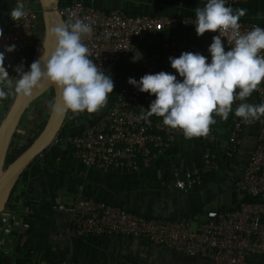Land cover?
Segmentation results:
<instances>
[{
	"label": "built area",
	"instance_id": "1",
	"mask_svg": "<svg viewBox=\"0 0 264 264\" xmlns=\"http://www.w3.org/2000/svg\"><path fill=\"white\" fill-rule=\"evenodd\" d=\"M253 0H226V6ZM23 3L28 15L16 22L10 12L18 3ZM59 11L64 22L69 18L82 19L92 24L93 34L84 43L91 51L94 63L105 73L112 70L130 51L131 47L145 37L165 28L185 27L195 31V17L189 15H158L130 13L119 8H100L81 3L79 0L59 1ZM241 31L254 26H264L241 20ZM3 37H0V52L5 46L15 45L13 52L5 53V67L11 77H16V66L23 62L26 71L35 47L43 35L39 0H13L10 9L0 22ZM196 32V31H195ZM216 36L219 33L206 32ZM225 50L231 42L222 38ZM200 53L210 62L208 47L192 40L168 39L160 42L149 53L136 60L126 70L119 86L110 94L103 111L75 132L65 131L59 141L64 149L86 167L107 171H137L157 158L177 137L179 129L163 124L155 115L147 120L142 113L149 110L154 95L143 93L128 83L129 78L140 80L145 74L165 71L182 78L171 67L169 57H179L183 52ZM253 95L257 104L264 103V82ZM12 96L0 101V118ZM239 101L234 104V109ZM4 109V110H3ZM82 114H68L79 119ZM65 118V119H66ZM207 137L197 139L212 143L217 139V125L226 129L223 154L232 157L238 150L243 132V121L234 111L227 121L215 117ZM203 162L198 167L160 181L162 187L187 190L202 184L203 174L216 171L219 165L216 154L207 149L202 154ZM238 203L231 209H208L201 214L179 218L143 216L107 205L82 191L72 199L56 207L69 215L71 233L116 234L143 238L162 245L176 253L203 257L210 264H264V117L256 121V138L241 174L234 181ZM13 219V220H11ZM12 221V222H11ZM13 223V224H12ZM14 219V210L5 205L0 212V230L9 234L13 225H22ZM0 237V244L4 241Z\"/></svg>",
	"mask_w": 264,
	"mask_h": 264
},
{
	"label": "crops",
	"instance_id": "2",
	"mask_svg": "<svg viewBox=\"0 0 264 264\" xmlns=\"http://www.w3.org/2000/svg\"><path fill=\"white\" fill-rule=\"evenodd\" d=\"M12 1L0 0V22ZM79 1L105 9L119 8L130 13L194 17V9L206 3V0ZM230 7L247 9V14L241 20L264 26V0L242 2ZM168 39L192 40L209 48L213 37L206 34L197 36L195 31L185 27L165 28L145 37L135 43L119 62L121 75L118 86L124 72L134 63L132 58L137 52L143 56ZM247 102L257 104L253 94ZM104 108L97 113H84L79 119L67 117L64 121L66 131H78ZM225 136L226 129L222 124L217 125V139L212 143L178 135L157 158L137 171H107L86 167L64 148L52 145L47 152L51 159L60 161L62 167L57 164L47 166L40 159L22 174L15 191L16 200L12 204L14 219L23 224L13 225L9 234L0 230V237L5 235L0 244V264H210L203 257L182 255L129 235L76 236L71 233L69 215L56 205L70 201L74 193L82 191L97 199L118 202L131 212L151 217L179 218L201 214L208 209L234 208L238 203L234 181L241 174L254 146L256 121L252 124L243 123L241 143L232 157L223 154ZM200 141L206 143L203 151L198 145ZM207 149L216 154L218 167L224 165V175L218 189L216 182H213L217 179L218 168L210 180L191 189L161 186L160 181L185 169L200 166L202 154ZM196 151L198 159L192 156ZM210 182L213 184L210 185Z\"/></svg>",
	"mask_w": 264,
	"mask_h": 264
},
{
	"label": "clouds",
	"instance_id": "3",
	"mask_svg": "<svg viewBox=\"0 0 264 264\" xmlns=\"http://www.w3.org/2000/svg\"><path fill=\"white\" fill-rule=\"evenodd\" d=\"M194 11L197 36L219 33L208 48L210 62L200 53L186 51L179 57H169L182 81L165 71L145 74L139 81L128 79L140 92L156 97L142 118L161 117L165 126L181 130L185 139L207 137L217 123L215 117L227 121L233 111L244 124L264 117V103L247 102L264 82V28L254 26L242 32L239 21L247 9H233L226 6V0H206ZM27 15L22 2L10 12L16 22ZM92 34V24L79 18L47 27L42 55L28 71L23 62L16 66V77H11L5 67V53L13 52L16 46H5L0 52V101L10 96L31 99L45 85H51L59 92L58 98L47 101L53 115L65 117L69 113L93 114L102 110L115 85L112 76L90 59L91 51L84 41ZM225 37L231 42L227 51L222 42ZM141 58L137 52L132 62Z\"/></svg>",
	"mask_w": 264,
	"mask_h": 264
},
{
	"label": "water",
	"instance_id": "4",
	"mask_svg": "<svg viewBox=\"0 0 264 264\" xmlns=\"http://www.w3.org/2000/svg\"><path fill=\"white\" fill-rule=\"evenodd\" d=\"M41 18L43 24V35L38 41L31 61L27 67L30 70L32 62L40 58L43 53L42 40L45 37L46 28L64 22L59 11V0H39ZM51 47V41L49 42ZM51 88L53 97H59L58 90L51 85L34 93L31 99L12 96L6 110L0 118V212L4 209L11 190L25 167L41 152L48 148L56 138L61 127L64 125L65 117L53 115L50 111L43 122L40 130L27 146L10 161H6L9 144L15 133L20 118L26 108L47 89Z\"/></svg>",
	"mask_w": 264,
	"mask_h": 264
},
{
	"label": "rangeland",
	"instance_id": "5",
	"mask_svg": "<svg viewBox=\"0 0 264 264\" xmlns=\"http://www.w3.org/2000/svg\"><path fill=\"white\" fill-rule=\"evenodd\" d=\"M105 74L112 76L113 81H114V85H115V87H114V90H115L118 86V83H119V76L121 75V64L118 63L112 70H110L109 72H107ZM114 90H113V92H114ZM52 98H53V91L51 88H49L44 93H42L38 98H36L33 102H31L30 105L26 108L22 117L19 120V123L17 125L16 130H15V133H14V135L11 139V142L9 144V149H8L7 156H6V161H10L17 154H19L27 146V144L35 137V135L38 133V131L40 130V128H41L43 122L45 121V119L48 115V112H49L47 101L51 100ZM40 122L42 124L40 127H38L37 125ZM59 138H60V136L58 138H55L53 143L47 149H49L52 145L53 146L56 145V146H59L60 148H64L62 146V144L60 143ZM198 145L200 146V148H203L202 151L206 148V143H204L202 141L198 142ZM64 150H67V149H64ZM192 156H194L196 159H198V152L196 151V152L192 153ZM39 160H40V157L36 156L22 171L19 178L17 179V182L13 186L14 190L13 191L11 190L10 195L12 197L16 196L15 191H16L17 185L19 184L20 178H22V174L25 173V171H27L31 165H34ZM223 175H224V165H220L218 167V170H217V179L215 181H213V182H216L215 185H216L217 189L220 186V179L223 177ZM213 182H210V185H212ZM217 189H214V190L216 191ZM99 200H101V199H99ZM101 201L107 205L115 206V207H118V208L123 209L125 211H129L127 209V207L121 205L118 202H115V201H112V202L108 201L107 202L104 200H101ZM6 205H8V203H6ZM132 212H134V211H132ZM182 255H184V254H182Z\"/></svg>",
	"mask_w": 264,
	"mask_h": 264
},
{
	"label": "trees",
	"instance_id": "6",
	"mask_svg": "<svg viewBox=\"0 0 264 264\" xmlns=\"http://www.w3.org/2000/svg\"><path fill=\"white\" fill-rule=\"evenodd\" d=\"M61 1V0H59ZM41 122L38 123V127L41 126ZM66 131V127L63 125L60 129V131L58 132L56 138H58L59 136L63 135L64 132ZM68 152H70V149H67ZM37 157H40V159L43 160L44 164L47 165V166H52V165H55L57 164L59 167H62V163L60 161H57L56 159H51L50 158V155L49 153L47 152V148L44 149L41 154H39ZM214 176V171H210V172H207V173H204L203 174V182L204 181H207V180H210L212 177ZM17 182V181H16ZM14 190V188H12V191ZM16 198L15 197H12L11 195H9L6 203H8L11 207V209H14V205L12 204V201H15Z\"/></svg>",
	"mask_w": 264,
	"mask_h": 264
}]
</instances>
